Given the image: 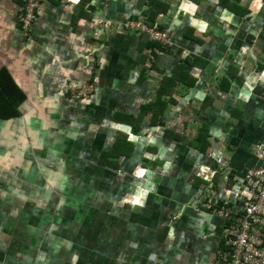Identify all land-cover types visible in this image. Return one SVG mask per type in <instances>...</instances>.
I'll return each mask as SVG.
<instances>
[{
	"label": "crops",
	"instance_id": "0c3cea01",
	"mask_svg": "<svg viewBox=\"0 0 264 264\" xmlns=\"http://www.w3.org/2000/svg\"><path fill=\"white\" fill-rule=\"evenodd\" d=\"M74 1L43 3L25 32L0 0V72L25 97L0 118V264H216L215 198L264 146V0ZM179 64L195 84L152 107ZM84 82L92 96L72 99Z\"/></svg>",
	"mask_w": 264,
	"mask_h": 264
},
{
	"label": "built area",
	"instance_id": "2783aa9c",
	"mask_svg": "<svg viewBox=\"0 0 264 264\" xmlns=\"http://www.w3.org/2000/svg\"><path fill=\"white\" fill-rule=\"evenodd\" d=\"M20 4L19 22L22 30L28 32L38 19L41 5L51 0H18ZM62 4L74 0H52ZM125 31L145 35L148 40L163 48L174 46L173 30L157 28L143 20L130 18L122 22ZM94 84L84 82L79 88L71 90L75 100L89 99L94 93ZM259 164L249 169L244 184L235 192L226 195L219 191L215 198L220 203V217L227 231V248L221 249L216 264H264V146L255 148ZM233 200H232V199ZM231 201L234 206L232 207Z\"/></svg>",
	"mask_w": 264,
	"mask_h": 264
},
{
	"label": "trees",
	"instance_id": "16d2710c",
	"mask_svg": "<svg viewBox=\"0 0 264 264\" xmlns=\"http://www.w3.org/2000/svg\"><path fill=\"white\" fill-rule=\"evenodd\" d=\"M155 15H151L149 18L151 24H154ZM156 26V25H155ZM157 28H160L157 26ZM152 46L157 45L156 43H151ZM169 49L170 48H165ZM188 62V61H186ZM184 63V62H183ZM187 64V63H185ZM181 81L187 87H191L195 84V79L193 78L190 70L184 64H179L175 69L171 76H168L163 79L161 85L157 91L155 101L151 103L152 107H163V112L167 109L168 104H176L172 96V91L175 88V85ZM169 88V89H168ZM168 95L170 97L169 101H165L164 97ZM167 97V96H166ZM24 94L18 89L15 83L12 81L9 74L6 71L0 72V118L4 120L11 119L13 117L18 116L19 111L17 110V106L20 104L22 100H24ZM155 115L158 113L154 112ZM199 139L203 144L207 146L210 145L209 139V130L206 126H203L199 132ZM231 205L233 201H231ZM227 240L226 238L223 240L221 249L227 248Z\"/></svg>",
	"mask_w": 264,
	"mask_h": 264
},
{
	"label": "rangeland",
	"instance_id": "374dc122",
	"mask_svg": "<svg viewBox=\"0 0 264 264\" xmlns=\"http://www.w3.org/2000/svg\"><path fill=\"white\" fill-rule=\"evenodd\" d=\"M165 100V99H164Z\"/></svg>",
	"mask_w": 264,
	"mask_h": 264
}]
</instances>
